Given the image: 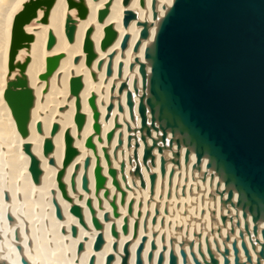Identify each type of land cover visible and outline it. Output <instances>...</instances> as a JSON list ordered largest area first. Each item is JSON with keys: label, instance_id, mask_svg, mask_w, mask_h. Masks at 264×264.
Here are the masks:
<instances>
[{"label": "bare ground", "instance_id": "1", "mask_svg": "<svg viewBox=\"0 0 264 264\" xmlns=\"http://www.w3.org/2000/svg\"><path fill=\"white\" fill-rule=\"evenodd\" d=\"M29 1L0 0V150L4 149L2 153L0 151V155L4 158L0 165L1 169L6 171L1 174V179L8 174L7 177L5 176L7 179L0 180V261L2 264H22L23 260L28 261L29 264H40L38 238L40 241L41 238L36 237V232L34 233L36 238L31 237L28 234V226L31 230V225H27L29 219L21 220L13 211L14 208L22 207L21 203L19 206L17 201V196L21 195L22 199H27L28 195H35L36 204H43L44 198L47 197L45 204L50 205V211L48 210L49 213H46L47 216L49 215L47 219L50 222L47 223L55 226L56 230H53L57 233L58 239L56 238V240H69L70 243L68 255L71 257L68 262H65L66 264H89L92 256L95 257V264H106L110 255L114 256L112 264H124L123 260L127 254V264H136L137 250L142 242L144 243L142 252L144 264H157L163 246H166L164 264H169L172 247L179 259V264H182L180 243L183 240L194 241L193 250L198 259L203 262L200 251L209 260L206 238L220 264L224 262L221 252L225 250V247L230 250L229 258L231 264H234L233 242L235 240L241 261H247L242 247L244 240L252 257V264H257L263 242V225L259 226L258 235L254 236L252 233L254 223L248 217L251 237L246 233L244 238L240 236V230H245L243 213L241 210L236 213V209L231 205L222 207L221 197L218 194L215 198L212 197L217 188L222 191L225 187L223 183L217 187L219 181L217 176L211 180V172L206 167V160L202 161L201 171H193L192 165L196 162V158L191 154L190 162L186 166L183 159L185 149H182L180 166L171 162L166 164V177L162 189L160 187L162 184L160 178L161 154L154 150L156 167L152 171L158 173V179L153 196L150 195L149 172L145 168H143L145 188L141 186L139 178L133 179L131 176H127V172L134 170L136 166L134 158L136 140L128 139L131 134L128 131V125L136 127L140 123L137 110L139 95L136 94L134 88L136 84L141 92L140 62H146L145 50L154 39L159 19L166 13L174 0H74L77 4L84 5L85 14L83 16H81L78 6L69 5V0H54L46 22L41 21L44 16V8H39L37 16L25 25L26 32L32 34L33 39L29 43V47L21 48L16 55V61L23 62L27 57L29 58L25 73L34 95V102L30 109L28 134L23 136L18 130L4 93L8 81L19 72V69L13 72L9 71L12 28L16 16ZM106 7L108 12L100 20L99 11ZM129 12H134L136 16L126 24ZM154 13L157 14V17H154ZM68 22L75 25L72 40H69L66 33ZM144 22L150 24L147 38L141 37ZM108 27H111L116 35L113 41L103 48ZM89 28H92L90 37L96 53L90 65L86 63L87 53L84 51V40ZM50 33L54 35L55 42L49 48ZM55 55H61L57 68L47 79H41V74L46 72L47 58ZM109 64L112 68L111 74H108ZM73 77L81 78L82 88L78 95L71 93L70 81ZM92 95L96 97V107L100 112L101 130L99 133L95 132L93 128L94 110L89 104ZM130 96L134 100L135 121L130 116L128 105ZM78 103L79 112L85 116L81 128L75 121ZM111 106L112 109L109 111ZM110 133L113 135L111 140H108ZM68 136L72 138V144L76 148L77 154L67 165H64ZM89 137L92 138L93 147L86 144ZM47 139L52 141L53 149L45 154L44 144ZM120 139L122 140L121 144L119 143ZM26 143L30 144V153L39 160L42 171L39 183L33 181L29 170L31 155L24 151ZM148 143H151V139L148 140ZM143 148L144 145L141 143L138 149L139 160L143 156ZM173 149L176 147L174 146ZM165 154L167 157H172L170 151ZM87 161L88 163H86ZM122 162L126 164L125 180L120 171ZM98 164L107 181L103 188L96 191L94 170ZM113 168L117 170L118 189L113 184V177L110 174V170ZM173 168H175V172L172 185L169 186L168 177ZM61 170H63L62 182L66 187L67 200L61 196L58 189V186L60 188L58 173ZM204 171H208V174L203 181ZM84 178L88 181L87 188L83 187ZM72 185H75V191L71 190ZM106 191L109 192L108 196H105ZM122 192L126 193L124 204L120 203ZM168 192L170 195H167ZM227 198L226 192L223 199ZM89 199L92 201V208L95 210L96 216L103 224L101 230L96 229L93 224L90 207L88 204L86 205ZM131 201H134V213L129 215L128 206ZM233 201H237L236 194ZM113 202L117 206V216H114ZM140 202H142L141 207H139ZM56 204L61 209L62 219L59 217L55 219ZM74 205L81 207L82 220L78 216L79 219L70 215L69 210ZM138 211H141L140 217L137 216ZM105 213L110 214V219L107 221L104 220ZM147 213V228L144 229L143 221ZM224 215L232 216V220L228 217L224 224L222 222ZM155 217L156 222L153 223L152 220ZM126 218H128L129 229L127 233H124L123 226ZM136 219L139 220V228L135 234ZM238 219L240 226L236 225ZM232 224L235 225L234 233H231ZM72 227L77 228V236L74 239L70 238ZM32 229L34 228L32 227ZM113 229L116 230L117 235L112 233ZM61 230L65 232L60 234ZM99 233L103 234L104 243L99 250H94ZM162 236L165 237L164 240H162ZM228 236L229 240H227ZM173 237L177 238V241L172 246L170 239ZM32 238L33 245L29 246ZM52 240L54 241V239ZM214 240L217 241L219 249ZM79 243L84 244L81 251H78L77 248ZM154 243L156 244L155 249L152 248ZM43 244L45 245V243ZM183 248L187 252L189 262L193 264L189 244L184 243ZM54 250L51 251L54 252L52 255L59 260L66 255L67 251L55 252L56 250ZM150 255H152V261H149ZM261 264H264V260Z\"/></svg>", "mask_w": 264, "mask_h": 264}, {"label": "water", "instance_id": "2", "mask_svg": "<svg viewBox=\"0 0 264 264\" xmlns=\"http://www.w3.org/2000/svg\"><path fill=\"white\" fill-rule=\"evenodd\" d=\"M54 0H30L24 5V9L16 16L12 28L11 47L9 54V71L19 69V72L8 81L4 96L7 100L18 130L23 136L28 134V122L30 109L34 102V95L28 84L25 73L29 58L23 62L16 61V55L21 48L29 47L33 35L26 32L25 25L29 24L36 16L39 8H44V16L41 21L46 22L48 13ZM70 6H78L81 16L85 14L83 4H77L69 0ZM108 12L107 7L99 11V19L102 20ZM136 15L129 12L125 23ZM154 17L157 14L154 13ZM144 29L142 38L149 35L147 22L143 23ZM75 25L68 22L66 33L69 40L73 39ZM92 28L86 32L84 40V51L87 53L86 63L90 65L96 56L93 42L91 40ZM115 31L108 27L106 38L102 47H107L115 38ZM55 42L52 33L49 34L48 47ZM126 42L124 44V47ZM137 49V48H136ZM61 55L47 58L46 72L41 74V79H47L57 68ZM146 62H140V74L142 78L141 92L134 85L136 94L139 95L138 116L139 126L131 127L129 140H136L134 158L136 166L129 171L133 179L139 178L141 186L146 187L143 168L149 172L150 195H154L158 173L152 171L156 167L157 150L160 157V178L161 188H164L163 181L166 177V164L171 162L177 166L181 165V150L185 149L184 164L190 162L193 154L196 162L192 165L193 171L202 170V161L206 160V167L211 172V180L217 176L220 183L224 184V190L216 189L212 197L218 194L221 197L222 207L231 205L240 210L245 219V230H240V236L244 234L251 237L248 217L251 218L254 236L258 235L259 226L262 228V248L259 252L257 264L264 260V0H174L166 13L159 19L153 41L145 50ZM101 65V64H99ZM111 64L108 65V74H111ZM82 88L80 77H73L70 81L71 93L78 95ZM95 95L89 99V104L94 110V131L99 133L100 112L95 103ZM128 105L130 116L133 121L134 100L129 97ZM112 106L109 108V111ZM85 116L77 113L75 121L81 128ZM155 133V134H154ZM112 133L108 135L111 140ZM156 135V136H155ZM151 139V143L148 140ZM122 143V140H119ZM143 143V156L139 160L138 149ZM87 146L93 147L92 138L87 140ZM174 146L176 149H173ZM53 149L50 139L44 144V153L48 154ZM24 151L31 155L29 170L35 183H39L41 168L39 160L30 152V144L24 145ZM170 151L172 157H167L166 152ZM77 154L73 147L72 138L66 139V160L67 165ZM88 163V161L86 162ZM126 164L121 163L120 171L122 178L126 179ZM175 168L169 173L168 185H172ZM113 184L119 188L117 170L111 169ZM208 171H204L202 180L207 177ZM63 170L58 173V182L64 195L66 187L62 182ZM96 191H99L106 184L107 178L98 164L94 170ZM88 181L83 179V187L87 188ZM228 194L223 199L224 193ZM109 192H105L108 196ZM237 201H233L234 195ZM170 195V192L167 193ZM126 193L122 192L121 204L125 203ZM93 217V224L96 229L103 228L102 222L96 216L92 208L91 199L87 202ZM114 207V216H117V206ZM134 201L128 206V214L134 213ZM142 202L139 203V207ZM56 212L59 218L62 217L61 209L56 204ZM71 212L82 220V209L74 205ZM158 213V210H156ZM141 216V211L137 212ZM222 216L225 224L227 218ZM11 220V217H9ZM110 219V214H104V220ZM148 213L146 214L143 227L147 228ZM156 222V217L153 218ZM240 226V220L236 222ZM139 228V220L134 223L135 234ZM129 229L128 218L123 226L124 233ZM76 234V227L72 228ZM219 231V230H218ZM235 225L231 226V233H234ZM117 235L115 229L112 230ZM165 237L162 236V240ZM229 240V236L227 237ZM177 238L170 239L173 246ZM206 238L209 260L200 251L203 262L196 256L193 247L194 241L183 240L180 243V254L182 264H191L187 252L183 248L184 243L190 247V256L193 264H220L214 251ZM216 247L219 249L217 241ZM104 243V236L99 233L94 244V250H99ZM154 243L152 248L155 249ZM247 261L242 262L236 240L233 242L234 264H252V257L247 249L246 243L242 241ZM84 244L79 243L78 251L83 250ZM142 242L137 250L136 264H144ZM166 246L160 251L157 264H164ZM224 258L223 264H231L229 258L230 250L225 247L221 252ZM178 257L172 247L169 254V264H179ZM114 256L107 258L106 264H112ZM152 261V255L149 256ZM128 262V254L123 260ZM0 264L2 262L0 261ZM22 264H29L23 260ZM89 264H95V257L90 258Z\"/></svg>", "mask_w": 264, "mask_h": 264}, {"label": "rangeland", "instance_id": "3", "mask_svg": "<svg viewBox=\"0 0 264 264\" xmlns=\"http://www.w3.org/2000/svg\"><path fill=\"white\" fill-rule=\"evenodd\" d=\"M122 111H123V109H122ZM1 141V140H0ZM3 150L4 149H1L0 151H1V153L3 152ZM1 156V155H0ZM3 157L1 156L0 157V164L2 163V161H3ZM2 168V166L0 165V180L1 181H3V179L5 180V179H7L6 177V175H8V174H6L5 176H3L4 178L3 179H1L2 178V175L1 174H4L6 171H4V170H2L1 169ZM128 173V175L127 176H130L129 175V172H127ZM126 173V174H127ZM0 181V182H1ZM74 187V188H73ZM116 187V186H115ZM160 187H161V184H160ZM117 188V187H116ZM58 189H59V192H60V194H61V196L64 198V199H66L67 200V192H66V196L64 195V193L62 192V190H60V188H59V186H58ZM71 190L73 191H75V185H72V188H71ZM18 197V198H17ZM16 198H17V201H18V204L19 203H21V205H22V207L20 208L19 206H20V204H19V206H17V207H19V208H14L13 209V211H14V213L16 214V215H18L19 217H20V219L21 220H24V219H26V221L28 220V223H27V225H31L30 226V228H31V230L29 229V226H28V234H30L31 235V237H35V235H36V237L38 238V236L41 238V241H40V239L38 238V254H39V263L40 264H56V262H59V264H66L65 262H68L69 260H70V257L71 256H69L68 255V253H70V250H69V248H68V246L70 245V243H69V240H67V241H61V240H56V238L58 239V237L56 236L57 235V233L55 232V230H56V228H55V226H51V223H47V222H50L49 221V219H47L48 218V216H47V212L49 213V211H50V209H49V207H50V205L49 204H45V201L47 202V197H45L44 198V200H43V204L42 203H38V204H36V200H37V198H36V196L35 195H28V197H27V199H22L21 197H22V195L21 196H17ZM30 197H32V198H30ZM32 199V200H31ZM22 200V201H21ZM30 201V202H28V201ZM88 202V201H87ZM87 202H86V205H87ZM26 203V204H25ZM28 203H30V205H28ZM54 203V202H53ZM53 203H52V205H53ZM33 204H34V206H36L35 208H34V206H33ZM42 204V205H41ZM47 205L46 207H45V205ZM25 205H26V207H25ZM41 205V206H40ZM25 208H24V207ZM40 206V207H39ZM55 206V205H54ZM42 207H44L43 208V210H42ZM47 207H48V209H47ZM34 208V209H33ZM49 210V211H48ZM42 212V213H41ZM69 212H70V215H72V217H77V216H75V215H73L72 213H71V209L69 210ZM46 214V215H45ZM54 216H55V219H58V216H57V212H56V208H55V214H54ZM28 218V219H27ZM46 218V220H44ZM78 218V217H77ZM36 219V220H35ZM62 219V218H61ZM79 219V218H78ZM41 221V222H40ZM43 221V222H42ZM1 222V221H0ZM30 223V224H29ZM45 223V224H44ZM1 224V223H0ZM49 224V225H48ZM39 226H41V227H39ZM45 226V227H44ZM32 227L34 228V229H32ZM53 227V228H52ZM45 228V229H44ZM50 228V229H49ZM52 228V229H51ZM73 228V227H72ZM72 228L70 229V238H75L76 236H77V228H76V234L74 235L73 234V230H72ZM39 229V230H38ZM53 229H55V230H53ZM37 230V231H36ZM32 231V233H30ZM53 231H54V233H53ZM36 232V233H35ZM38 232V233H37ZM63 232H65V231H63V230H61L60 231V234H63ZM34 233H35V235H34ZM53 235H55V236H53ZM53 236V237H52ZM35 237V238H36ZM51 238V239H50ZM52 239H54V241L52 240ZM60 239V238H59ZM43 241V242H42ZM45 241V242H44ZM58 241V242H57ZM60 241H61V243H60ZM40 242H42V244H40ZM48 242V243H47ZM43 243H45V245L43 244ZM64 243V244H63ZM27 243H25V246H27L26 245ZM49 244V245H48ZM53 244H55V245H53ZM33 245V238H32V242H30L29 243V246H32ZM40 245H43V246H40ZM52 245H53V247H52ZM57 245H59V246H57ZM63 247V248H62ZM65 247H66V249H65ZM115 247V246H114ZM68 248V249H67ZM77 248H78V246H77ZM56 251H55V250ZM59 249V250H58ZM55 251V252H57V251H60V252H62V251H64L65 252V250H67L66 251V255L63 253V258H60V260L59 259H57V258H55L54 257V255H52L54 252H51V251ZM35 251V250H34ZM48 252H49V254H48ZM77 253H78V251H77ZM51 255H52V258H51ZM53 258H55V259H53ZM74 264V263H73Z\"/></svg>", "mask_w": 264, "mask_h": 264}]
</instances>
